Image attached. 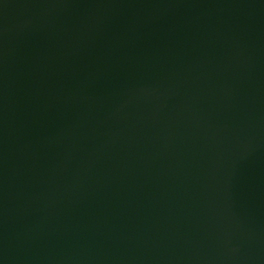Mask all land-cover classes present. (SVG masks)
Segmentation results:
<instances>
[{
	"label": "water",
	"instance_id": "95a60500",
	"mask_svg": "<svg viewBox=\"0 0 264 264\" xmlns=\"http://www.w3.org/2000/svg\"><path fill=\"white\" fill-rule=\"evenodd\" d=\"M0 264H264V0H0Z\"/></svg>",
	"mask_w": 264,
	"mask_h": 264
}]
</instances>
